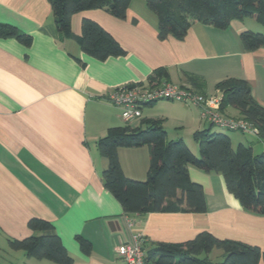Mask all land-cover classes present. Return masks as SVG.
Listing matches in <instances>:
<instances>
[{"label": "crops", "instance_id": "obj_1", "mask_svg": "<svg viewBox=\"0 0 264 264\" xmlns=\"http://www.w3.org/2000/svg\"><path fill=\"white\" fill-rule=\"evenodd\" d=\"M83 19L98 24L125 55L99 61L84 54L74 40L61 38L47 0H0V24L32 38L28 47L12 38L0 39V264H50L8 246V240L41 234L27 228L33 218L53 226L72 264H124L114 248L132 245L133 230L144 237V251L208 232L264 252V216L243 211L220 174L187 167L190 180L202 186L204 213L128 214L104 188L101 175L107 161L97 147L108 129H146L149 121L160 122L167 141L185 142L194 132L209 128L200 109L188 103L158 101L144 106L141 117L126 124L120 110L104 100L117 87L144 83L157 69L166 77L152 80L208 96H220L217 83L242 79L264 107V46L245 51L239 40L244 31L257 32L253 24L233 20L221 30L194 23L182 40L169 36L160 41L157 18L143 0H131L122 20L103 10L73 15L74 36L81 35ZM190 79L199 87L194 88ZM223 114L240 117L231 107ZM227 136L233 148H252L235 134ZM260 145L264 152L261 141ZM117 157L127 179H146L148 147L119 148ZM76 236L90 242L88 254L80 251Z\"/></svg>", "mask_w": 264, "mask_h": 264}, {"label": "trees", "instance_id": "obj_2", "mask_svg": "<svg viewBox=\"0 0 264 264\" xmlns=\"http://www.w3.org/2000/svg\"><path fill=\"white\" fill-rule=\"evenodd\" d=\"M54 18L55 28L63 39L76 42L80 50L99 61L121 57L125 51L98 24L83 19L81 35L71 32L73 15L90 10H103L116 19H124L131 0H47ZM147 9L157 18V38L160 41L173 37L182 40L194 23L226 29L233 20L254 19L264 28V0H143ZM12 38L28 47L32 38L15 27L0 24V39ZM243 50L254 51L264 46V35L244 31L239 35ZM166 77L163 69L154 72V78ZM194 88L198 83L190 79ZM220 93L219 110L227 107L238 111L243 119L256 129V136L264 144V107L251 95L250 86L242 79L229 78L216 84ZM208 129L196 131L192 140L198 156L182 142L167 141L160 122L149 121L146 129L128 126L107 130L97 147L106 159L107 167L101 179L104 188L119 202L128 214L148 213H204L205 201L202 186L190 180L187 167L204 173L220 174L227 192L239 203L243 211L264 216V152L255 155L250 146L232 147L226 134L212 133ZM146 146L149 163L144 181L127 179L121 170L117 150ZM27 228L41 233L21 240H8L13 251H23L27 257L46 260L50 264H72L53 226L42 219H30ZM75 240L83 254L91 251L86 239ZM218 249L222 261L217 264H259L264 252L257 246L228 239H217L201 232L194 239L180 244L157 243L145 250L150 264H214L209 254Z\"/></svg>", "mask_w": 264, "mask_h": 264}, {"label": "built area", "instance_id": "obj_3", "mask_svg": "<svg viewBox=\"0 0 264 264\" xmlns=\"http://www.w3.org/2000/svg\"><path fill=\"white\" fill-rule=\"evenodd\" d=\"M110 105L120 110V117L130 124L141 117L144 106L158 101H174L188 103L200 109L201 118L212 127L224 131H234L246 134H256V129L243 119L228 118L220 113V96H208L168 82L146 80L144 83L128 84L113 89L104 99ZM130 229L132 222H128ZM132 245L119 244L115 246V255L124 264H150L145 259V239L141 233L132 231Z\"/></svg>", "mask_w": 264, "mask_h": 264}, {"label": "rangeland", "instance_id": "obj_4", "mask_svg": "<svg viewBox=\"0 0 264 264\" xmlns=\"http://www.w3.org/2000/svg\"><path fill=\"white\" fill-rule=\"evenodd\" d=\"M249 20H253V21H249ZM246 22H251V24H253L254 28L257 30V32H255V33H259V34L264 35V28L261 25H259L254 19L246 18ZM256 30H254V31H256ZM213 130L218 132L220 129L213 127ZM220 133L230 135V136L235 134L236 138H238L239 141H244V144H246V145L250 144L252 146L253 153L255 155L262 153V151L259 150V147L261 146L260 141L256 137H252L249 134H241V133L233 132V131H224L223 130ZM174 137H176V136H174L173 134H169V139H175ZM184 141H185L184 144L189 149H192L193 152L190 150L192 152V154L195 156H198V153L196 152V149L194 147V146H196V144L193 142V140L190 137H188V138H185ZM209 258L214 264L220 263L222 261V252L218 249H214L209 254Z\"/></svg>", "mask_w": 264, "mask_h": 264}]
</instances>
